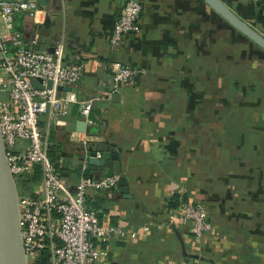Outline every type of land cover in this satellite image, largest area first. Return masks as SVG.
<instances>
[{
  "label": "crops",
  "instance_id": "0c3cea01",
  "mask_svg": "<svg viewBox=\"0 0 264 264\" xmlns=\"http://www.w3.org/2000/svg\"><path fill=\"white\" fill-rule=\"evenodd\" d=\"M39 1L40 24L21 14L16 29L40 52L64 30L63 62L83 74L50 134L68 159L64 182L74 191L87 166L81 142L106 144L129 190L118 192L116 176L115 187L86 192L100 221L138 233L111 240L106 264H264V52L203 0H139L141 31L117 47L108 38L126 0ZM220 1L264 37V0ZM115 65L136 76L111 94ZM179 203L204 205L211 229L196 237L187 223H169Z\"/></svg>",
  "mask_w": 264,
  "mask_h": 264
},
{
  "label": "built area",
  "instance_id": "2783aa9c",
  "mask_svg": "<svg viewBox=\"0 0 264 264\" xmlns=\"http://www.w3.org/2000/svg\"><path fill=\"white\" fill-rule=\"evenodd\" d=\"M43 5L39 0H0V130L18 192L19 230L26 264H106L110 259L106 245L111 240L134 239L138 233H126L100 221L96 211L87 206L88 188L115 187V175L96 179L86 174L87 166L83 164L74 191L64 182L68 159L57 156L50 134L52 124L69 111L71 90L64 91L65 88L72 89L83 74L81 68L63 62L64 30L53 52H40L25 32L16 29V18L21 14L40 24L37 18ZM141 13L139 0H126L108 38L110 46H121L131 32L140 33ZM135 76L130 66L115 65L110 93H118ZM32 79L40 83L41 89L32 85ZM90 102H80L79 115L84 124L89 121ZM81 143L87 150L88 145ZM100 156L97 152L96 157ZM175 220L187 223L196 237L211 229L202 204L179 203L168 222ZM182 264L198 261L186 259Z\"/></svg>",
  "mask_w": 264,
  "mask_h": 264
},
{
  "label": "water",
  "instance_id": "95a60500",
  "mask_svg": "<svg viewBox=\"0 0 264 264\" xmlns=\"http://www.w3.org/2000/svg\"><path fill=\"white\" fill-rule=\"evenodd\" d=\"M218 16H220L229 26L234 28L248 41L254 43L264 52V37L258 34L252 27L250 28L239 17L234 15L220 0H203ZM50 52H53L50 50ZM36 89H41L40 83L31 80ZM48 87L51 83L48 82ZM64 91H70L66 87ZM118 99L115 94L112 100ZM83 121L79 122V127L83 131ZM80 129V128H79ZM81 150L85 149L81 147ZM87 171L93 173H104L111 170L113 175L118 177V192L124 197H128L129 190L122 174L119 162V154L115 149L107 148L106 144H98L97 149L87 147ZM97 152L101 154L97 158ZM114 189V188H112ZM0 264H26V257L23 251L21 230H19V209L18 192L15 186L10 168L6 160V148L0 130Z\"/></svg>",
  "mask_w": 264,
  "mask_h": 264
},
{
  "label": "trees",
  "instance_id": "16d2710c",
  "mask_svg": "<svg viewBox=\"0 0 264 264\" xmlns=\"http://www.w3.org/2000/svg\"><path fill=\"white\" fill-rule=\"evenodd\" d=\"M45 262H46V259L43 260V263H45Z\"/></svg>",
  "mask_w": 264,
  "mask_h": 264
}]
</instances>
